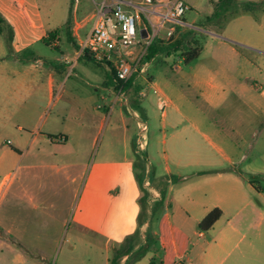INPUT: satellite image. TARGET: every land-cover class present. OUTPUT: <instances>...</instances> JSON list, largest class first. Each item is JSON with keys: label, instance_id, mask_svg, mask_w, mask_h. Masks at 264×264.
I'll list each match as a JSON object with an SVG mask.
<instances>
[{"label": "rangeland", "instance_id": "rangeland-1", "mask_svg": "<svg viewBox=\"0 0 264 264\" xmlns=\"http://www.w3.org/2000/svg\"><path fill=\"white\" fill-rule=\"evenodd\" d=\"M101 1L32 0V7L43 26L48 30H59L56 49L40 41L33 44L36 56H30L29 64L32 69L36 67L35 73L41 76L50 68V63L66 58L71 64L67 66V70L70 69L63 86L65 92L86 97L91 90L100 91L102 81L109 85L104 86L105 99L98 101V108L76 107L55 101V98L48 104L42 93L31 96L32 90H37L42 82L40 77L31 83L29 95L0 97L1 232H5L7 219L8 222L15 219L17 227L25 226L29 235L45 236L46 264H110L118 251L124 254L130 248L132 253L139 250L146 234L153 232L149 246L153 252L148 250L134 263H129V258L123 261L121 256L117 264H150L151 261L160 264L161 250L155 236L161 232L163 210L159 208L160 201L153 199L149 204L145 200L142 204L155 207L151 225L141 222L139 213L131 220L128 207L122 210L121 206L115 209L113 205L110 216H90L86 220L78 206L87 177L98 167L109 165L111 170L120 174L121 182L128 178L133 168V173L148 192L153 174L166 180L168 169L173 177L181 174L193 180L210 175L213 184L203 189L207 195L213 194L212 189H222L224 197H228L229 190L237 195L236 204L227 211L235 228L229 240L225 237L228 232L224 225L204 232L202 238L198 237L200 229L195 222L183 226L191 264H218L219 261L221 264H264V114L246 107L244 98L232 93H227L219 105H209L188 81L208 61L206 57L219 53L226 70L237 77L248 75L264 89V63L259 66L260 60H264V51H250L236 45L240 56L230 62L227 61V51L219 50V42L209 39L206 50L189 64L182 63L179 53L157 55L150 62H141L129 87L118 95L110 83L108 67L76 61L75 48L67 39L75 21L81 25L87 21L86 28L92 24L89 18ZM182 1L188 6L180 17V22L186 25L184 27L205 36L210 31L219 30V22H205V17L212 12L211 0ZM245 2H261L255 12H264V0H235L237 6ZM73 12H76L75 19ZM140 16L152 34V26L146 23L142 14ZM234 22L228 23L226 30L238 35L242 30ZM8 28L9 24L4 21L0 35L4 47L11 35ZM155 37L167 39L166 28ZM198 40L200 44L204 41L203 38ZM144 47L141 42L131 51H140ZM36 58L42 61L41 64ZM245 60L252 62V67ZM152 78L154 85L150 84ZM175 108L188 120L170 119L168 115L174 113ZM48 136L53 139L64 136L68 140L64 147L57 148L43 145L40 140L35 143L27 141ZM233 142L238 144L236 151L230 150ZM146 144L153 150L148 151V162L144 157ZM16 147L26 153L25 157L15 152ZM38 152L42 154L40 157L35 156ZM178 158L182 160L177 161ZM128 162L133 167H128ZM51 165L59 168V173L50 168ZM217 173L222 177L217 178ZM75 175L77 183L66 181ZM177 182L174 178L163 186L170 188L172 183L173 195H176L177 190L186 184ZM113 189L116 190L117 186ZM131 194L133 192L129 193L128 189V201ZM136 204L140 206L138 201L134 202ZM149 207L144 208L141 219L147 217ZM123 211L126 219L122 224ZM81 219L85 221L82 224L79 223ZM127 225L134 230L118 243L116 233ZM110 233L111 239H108ZM130 236L134 237L128 239Z\"/></svg>", "mask_w": 264, "mask_h": 264}, {"label": "crops", "instance_id": "crops-1", "mask_svg": "<svg viewBox=\"0 0 264 264\" xmlns=\"http://www.w3.org/2000/svg\"><path fill=\"white\" fill-rule=\"evenodd\" d=\"M32 4V0H23L21 5L15 3L14 0H0V15L4 21L9 24L8 29H11V35L8 36L6 47L0 43V97H20L29 95V92L32 90L31 83L40 77L42 78V82L39 83L37 90H32L33 94H31V96L35 97L42 93L43 98L47 100L48 104L55 98V101H63L65 104L70 103V105H75L76 107H84L85 109L89 107L98 108V101L105 99L102 93L104 86L109 85L105 80L101 82L100 91L91 90L88 96L79 97L78 95L65 92L63 88L65 81L69 77L68 70L70 68L67 70V66L71 64L66 58L64 61H59L58 63H50V68L45 70V73H41V76H39L37 72L35 73V66H33L34 69L31 68L29 64L30 56H36L32 48L33 44L39 41L43 42L42 40L47 36V33L53 31L43 26L38 16L35 14ZM74 13L76 14V12H73V19L76 17ZM241 13L249 16H242ZM260 13L261 14L239 11L232 15L218 31L208 32L202 42V50L196 59L206 50L209 39L219 42V50L227 51L226 53L229 56L227 61L230 62L236 61L240 56L239 48H237L236 45L246 47L245 49H249L250 51H264V12L261 11ZM89 20L92 19L89 18ZM232 21H235L234 23L241 28L242 33L238 35L228 33L226 25L232 23ZM257 22L259 24H257ZM86 24L87 21L84 25L78 24L75 21V25L71 28L69 33L78 47L75 48L76 61L80 60L81 42L90 32L93 21L88 28H86ZM1 34L2 29L0 35ZM57 40L58 37L49 44L43 43L46 46H51L56 49ZM218 54L219 53H216L215 56L206 57L208 61L199 67L191 80H188L191 82V85L197 88L203 99L209 105H219L227 93H232L237 97L244 98L246 107L249 106L251 110H258L264 114V89L259 88L255 80L248 75L237 77L235 74L226 70L221 63L223 59L219 58ZM35 60L39 64L42 62L37 58ZM245 63L252 67V62L249 60H245ZM263 63L264 60H260L259 66ZM31 75L33 76L31 77ZM150 84H155L153 78ZM139 93L141 96L143 95L142 91ZM162 114L165 115L164 112ZM168 116L172 120H176L178 117L188 120L184 113L178 108H175V112L169 113ZM39 140L43 145H47L50 148H57L64 147L68 139L64 136L59 137V139H53L48 136L47 138L33 137L29 138L27 141H29V143H35ZM162 142L165 143L164 140ZM148 144H146L147 146L144 154L146 162H148V151L151 150L148 149ZM237 146L238 144L233 142L230 145V150L236 151L238 148ZM14 150L18 152L19 156L25 157L26 153L21 152L17 147ZM216 150L219 151L220 149L216 148ZM37 151H39V149H37ZM151 152H153V150H151ZM40 155L42 154L38 152L35 156L40 157ZM163 156H165V154H163ZM181 160V158L177 159V161ZM49 167L58 173L60 171L59 168H55L53 165ZM128 167L131 168L133 166L128 162ZM132 169L133 168L129 171L128 178L126 180L123 179L122 182L119 179L120 174L111 170L109 165L94 169L90 176L87 177L80 195L81 204L78 206V209L82 214V218L85 217L87 220L90 216H110L112 214L111 210H113L112 207L115 205L113 207L115 209L116 206L117 208L121 206L122 210L128 207L130 210L128 216L132 220V218L137 216L140 210V206L137 204L134 205V202H139V199L144 193L147 197L146 201L149 204L153 199L162 202L159 206V208L163 210L160 220L161 232L155 234L158 247L161 250L159 255L160 264L192 263V258L188 255L187 237L182 231L183 226L190 222H195L198 226L203 217L213 208H219L221 210V216L207 231L212 230L216 226L222 227L224 225L226 228L225 231L228 232V235L225 236L226 239L229 240L231 238L235 228L233 226L232 217H229L230 215L227 211L237 202L235 191L229 190L228 197H224L221 194L222 189H212L213 194L207 195V191L203 189L206 185L212 186L213 181L210 175H204V178L201 180H193L189 176L181 174L173 177L167 169L166 171L169 173V176L166 180L156 177L155 174H153L152 184L148 189L149 192L145 190L146 187L142 181H140V187L144 190L143 192L139 187L137 176H135ZM127 175L128 173L126 176ZM76 176L77 175L66 181L70 184L77 183ZM199 177L202 176L200 175ZM220 177H222V174L217 173V178ZM174 178L178 181V184L186 183L177 190L176 195H173L172 183L170 188H164L163 186V183H170L171 179ZM115 186H117L116 190L113 189ZM252 187L255 188L253 185ZM128 189L129 193L133 192L129 201L126 197ZM153 191H155L156 194L154 196ZM147 194H149V196H147ZM148 207L149 206H146V209H148ZM115 212L118 211L116 210ZM154 216L155 215H152L150 221L147 220L144 224L148 225L149 223V225H151ZM225 218L226 220L224 222L223 219ZM121 219L123 220V224L126 219L125 211L122 212ZM83 222L85 221L82 220L79 223L82 224ZM1 223L0 221V224ZM17 226L19 225L15 219L10 222H8L7 219L5 232L2 233L0 230V264H46L45 236H41L40 234L31 236L27 233L25 226L21 228ZM133 230L134 228L129 225L121 228L116 233V240L118 243L123 241L127 235H130ZM207 231L200 230V232H198V237H204V232ZM111 234L112 233L107 234L108 239H111ZM151 235H153V232H151ZM219 247L221 246L219 245ZM150 251L153 252L152 247L149 248V252ZM126 258V255L122 256L123 261ZM202 261L204 263L205 260L202 259ZM153 263L157 264L155 262ZM218 264H221V262L219 261Z\"/></svg>", "mask_w": 264, "mask_h": 264}, {"label": "built area", "instance_id": "built-area-1", "mask_svg": "<svg viewBox=\"0 0 264 264\" xmlns=\"http://www.w3.org/2000/svg\"><path fill=\"white\" fill-rule=\"evenodd\" d=\"M14 1L18 5L23 2ZM187 10L188 6L182 0H102L91 15L93 25L82 40L80 50L96 62L111 67L115 80L125 84L139 72L145 48L155 34L166 28L168 38L175 25L186 26L180 22V17ZM141 14L146 23L152 26V34L142 22ZM141 42L145 44L144 49L131 51ZM117 93L122 95V86Z\"/></svg>", "mask_w": 264, "mask_h": 264}, {"label": "trees", "instance_id": "trees-1", "mask_svg": "<svg viewBox=\"0 0 264 264\" xmlns=\"http://www.w3.org/2000/svg\"><path fill=\"white\" fill-rule=\"evenodd\" d=\"M212 12L205 17V22H216L219 24V29L222 28L225 23L229 20V18L238 13L239 11L242 12H255L258 6H260L261 2H245L237 6L235 0H217L212 1ZM263 11V10H261ZM4 23V19L0 15V33H1V24ZM59 35L58 29H55L49 33L47 36L43 38V42L49 44L57 39ZM205 35L201 32L187 28L180 25H175L172 34L167 39H160L158 37H154L149 45L145 50V54L142 58V63L150 62L155 56L157 55H166L169 56L170 54L179 53V58L181 59L183 64H189L194 61L200 54L202 50V43H199V39H205ZM68 41L72 43L74 48H78L74 40L68 35ZM203 42V41H202ZM80 60H83L86 63H92L93 65H100L101 63L96 62L93 58H91L85 51H81ZM110 73V83L114 85L116 89L119 87H123L127 89L131 83L132 78H130L125 84L118 82L115 80L114 71L111 67L108 68ZM137 181L139 182L140 187V180L137 176ZM141 188V191L144 190ZM146 200V194L144 193L143 196L139 199L140 204V212H139V219L143 223L146 222L147 219L151 218L155 212V207H150L148 214H146V218L144 217L141 219L144 210L146 209L143 206V202ZM160 204L162 202H159ZM145 208V209H144ZM221 216V210L219 208H213L210 210L200 221L198 227L201 231H207L211 228V226L219 219ZM134 236L128 237V239H132ZM150 237L151 234L147 233L144 239V244L141 245L139 250L132 253V249L130 248L127 250L126 253L121 254L119 251L115 253L113 259L110 260V264H117V259L121 256H127L129 258V263H134L138 261L144 254L149 250L150 246ZM131 255V256H130ZM128 263V262H127ZM150 264H154L152 261Z\"/></svg>", "mask_w": 264, "mask_h": 264}, {"label": "water", "instance_id": "water-1", "mask_svg": "<svg viewBox=\"0 0 264 264\" xmlns=\"http://www.w3.org/2000/svg\"><path fill=\"white\" fill-rule=\"evenodd\" d=\"M142 35L145 36L146 35L145 32L142 31Z\"/></svg>", "mask_w": 264, "mask_h": 264}]
</instances>
